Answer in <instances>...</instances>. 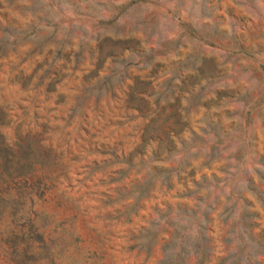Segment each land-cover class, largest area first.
Wrapping results in <instances>:
<instances>
[{
  "label": "rangeland",
  "instance_id": "rangeland-1",
  "mask_svg": "<svg viewBox=\"0 0 264 264\" xmlns=\"http://www.w3.org/2000/svg\"><path fill=\"white\" fill-rule=\"evenodd\" d=\"M62 4L65 8L72 7L70 0H62ZM119 13L122 25L139 28L146 22L150 27L155 26L154 34L161 28L170 30L172 25L168 18L171 17L178 21L181 35L169 43L180 48L185 37L200 41L211 35L213 39L208 48L214 51L204 52L198 57L196 63L202 64V69L187 75L186 69H178L175 61L169 64L165 57L157 60L152 56V63L146 68L140 67L144 58L139 56V62L114 61L104 81H111L113 85L123 82L127 86L119 90L113 87L106 102L96 98L87 101L90 111L98 117L97 124L81 125L77 133L79 138L69 139L59 153H56L57 145H52L54 155L68 154L55 172L49 171L51 163L48 161H41L44 166L36 167L40 177L45 173L50 177L63 176L67 185L64 200L73 211L65 212L61 208L53 215L45 209L41 214L63 222L77 240L84 239L85 230L91 233L99 246V250L91 253L96 257L92 264H170V240L175 233L178 213L195 209L197 198L208 194L207 203L214 205V211L210 214L209 231L206 233L210 254L203 264H223L222 260L231 246L228 249L225 241L228 226L219 216L224 208L225 193L230 187L211 185L213 179L224 178L223 168L231 158L230 163L236 166L235 185L242 184L244 199L251 204L250 212L257 216L252 236L264 243L261 195L264 192V32L259 29L252 31L245 25V30L230 35L228 29L231 25L227 21L238 20L239 17L230 5L225 6L224 0H176L175 9L170 7V0H126L119 7ZM53 24V20L36 14L33 0H0V77H3L0 83L5 84L0 88V99L5 105L15 104L23 111L28 105L27 94L34 88L33 82L44 90L45 95L41 99L45 102L51 91L55 100L63 97L67 104L69 93L76 92L77 97L82 95L76 81L82 82L97 72L95 64L88 72L82 71L80 63L73 62L68 49L75 41L71 37H58L59 24L51 35L44 33L41 26L52 27ZM126 42L135 43L141 52L148 51L137 35H127ZM29 43L32 46L25 48ZM38 49L43 57L40 60L35 58ZM162 50L163 45L151 48L152 52ZM65 57L64 63H60ZM76 60L79 61V56ZM101 73L102 69H99L96 75ZM242 79L243 84L240 83ZM57 82L66 90L58 95ZM148 82H151L150 89L157 95L163 93L162 97L169 102L182 97L189 125L181 135L187 149L181 166H190L194 169L195 181L205 182L197 197L185 195L191 185L187 188L175 176L171 178V187L167 188L163 176L156 175L154 152L158 151V140L150 142L143 156L136 153L142 145L148 120L139 116L138 111L133 113L128 100L134 86H145ZM17 87L19 92L15 91ZM237 104H243L244 108L236 107ZM53 106L61 107L59 104ZM114 110L116 115H112ZM170 113L171 109H168L165 115ZM85 115L89 121L93 119L89 113ZM71 118L70 113L63 117L64 120ZM170 125L172 120L162 127L166 129ZM68 128L71 137L72 125L69 124ZM191 146L197 149L190 151ZM22 148L12 151L18 155ZM182 148L179 145L178 149ZM35 154L39 157V153ZM236 157H240V161ZM208 159L211 161L205 165ZM178 163V159L172 157L163 165L173 169ZM247 178L252 179L255 190L244 182ZM120 181H124L126 186H121ZM18 182L4 186V197L19 200V203L0 205L6 206L5 219L9 222L16 219L12 213L19 216L29 204L35 209L41 199L36 195L38 179L35 174L33 181L29 180L27 184L25 180ZM39 184L43 191L50 187L51 180L45 179ZM49 198L50 193H45L43 199ZM132 198V203H126ZM160 221H163V227ZM27 222L24 221L25 224ZM193 231L194 226H191L189 234ZM41 239L42 236L37 235L34 250L28 255L39 254ZM133 240L142 243L133 244ZM192 251L181 264H197Z\"/></svg>",
  "mask_w": 264,
  "mask_h": 264
},
{
  "label": "clouds",
  "instance_id": "clouds-1",
  "mask_svg": "<svg viewBox=\"0 0 264 264\" xmlns=\"http://www.w3.org/2000/svg\"><path fill=\"white\" fill-rule=\"evenodd\" d=\"M125 2L126 0H70L72 7L65 8L62 0H33L36 14L54 21L52 27L41 26L44 33L51 35L56 31V24H59L58 37H71L75 41L72 48L68 49L73 62L80 63L83 66L82 71L88 72H91L95 64L97 68L102 69V73L100 76L92 73L82 82L76 81L82 95L77 97L76 92L69 93L67 104L63 97L55 100L51 91L48 92V101L45 102L41 99L45 95L44 90L35 82H33L34 88L27 94L28 105L23 111L15 104L5 105L0 99V149L18 151L23 146L31 153L34 150L39 153L37 159L50 162L49 171L55 172L62 161L68 158V154L65 152L64 156L54 155L52 145H57L56 153H59L64 150L69 139L79 138L77 133L81 125L96 126L97 124L98 117L90 111L87 101L96 98L98 101L106 102L113 87L119 90L127 86L123 82L113 85L111 81H104V76L108 74L114 61L124 63L137 60L139 62L137 59L139 56L144 58V63L140 67L146 68L152 63L151 57L155 56L157 60L165 57L169 64L173 61L177 62L178 69H186L185 75L202 69V64L196 61L204 52L214 51L208 48V43L213 36H205L200 41H191L185 37L182 46L176 48L175 44L169 41L178 40L181 35L178 21L169 17L172 28L170 30L161 28V31L155 34V26L150 27L146 22L139 28H135L134 25H122L119 7ZM224 3L226 7L230 5L235 9L239 17L238 20L227 21L231 25L228 29L230 35L233 32L239 33L245 30V25L252 31L259 29L264 32V0H224ZM175 5L176 0H170V7L175 9ZM134 28L135 31H133ZM72 30H74V36ZM127 35L139 36L148 51L141 52L135 43L126 42ZM161 45H163L162 51H151L152 47L159 48ZM31 46L32 44L29 43L24 47ZM219 47L218 45L217 50ZM77 56L79 61L76 60ZM35 58L37 60L43 58L39 55V49ZM66 59L67 57L60 63H64ZM72 79L75 80V77ZM128 83L131 81L129 80ZM176 83L179 84L180 80L177 79ZM240 83L243 84L244 79L240 80ZM4 87L5 84L0 83V88ZM57 87V95L59 92L66 91L59 82ZM246 88L247 85H245ZM15 91L19 92V87ZM21 95L25 94L21 93ZM54 104H59L61 107L55 108ZM129 107L133 113L138 110L135 103ZM236 107L243 109L244 105L237 104ZM86 112L93 117L91 121L85 115ZM68 113L73 118L64 120L63 117ZM116 114L114 110L112 115ZM69 124L72 125L71 137L68 135ZM76 146L79 147V145ZM44 179H50L51 185L41 191V185L37 183L36 195L41 199L37 201L35 209L29 204L19 216L15 212L12 213L16 219L9 222L5 219L6 206L0 207V264H92L96 257L91 253L99 250V246L91 233L85 230L84 239L77 240L74 234L65 228L63 222L41 214L45 209L53 215L61 208L65 212L73 211L64 200L67 185L63 176L57 174L50 177L45 173ZM120 184L126 186L124 181H120ZM45 193H50V198L47 200L43 199ZM133 199H129L126 203H132ZM238 215L237 213L234 220L238 219ZM25 220H28L27 224L24 223ZM157 220H159L158 217ZM160 224L164 226L163 221H160ZM37 235L42 236L39 241V254L30 256L28 254L34 250L33 243ZM189 235L195 237V231ZM110 239L109 237L108 240ZM131 243L139 245L142 241L133 240ZM229 251L242 255L243 264H264V243H255L247 235L241 238L238 230L231 237Z\"/></svg>",
  "mask_w": 264,
  "mask_h": 264
},
{
  "label": "trees",
  "instance_id": "trees-1",
  "mask_svg": "<svg viewBox=\"0 0 264 264\" xmlns=\"http://www.w3.org/2000/svg\"><path fill=\"white\" fill-rule=\"evenodd\" d=\"M99 69L100 68H97L96 73H98ZM150 85L151 82L146 83L145 86H134L130 91V98L128 100V106L135 103L139 116L148 120L142 135V145L136 153L143 156L150 142L152 140H158V151L154 152L156 157L155 161L157 162L155 168L156 175L163 176V183L167 184V188L171 187V178L175 176L178 182L183 181L187 188L188 185H191V189L188 188L185 195H194V197H197L203 186H205V182H196L194 179V169H191L190 166L187 168L183 165L181 166V163L185 160V153L187 150L181 135L187 130L189 125L187 114L182 107V97H176L174 101L169 102L162 97L163 93L157 95L153 89H150ZM155 96H157V98H155ZM168 109H171V113L165 115ZM171 120L172 125L163 129L162 126ZM179 145L183 148L178 149ZM196 149L197 147L195 146L189 148L190 151ZM215 150L216 148L212 151L214 152ZM172 157L173 159H178V166L173 169L164 168L166 161ZM37 158L34 150L31 153L29 150L22 148L17 155L12 150L0 149V205H8L9 203L15 202L19 203L17 199L4 197L6 192V188L4 189L5 185L9 186L11 183H19L18 181L20 180H25L27 184V181H33L34 174L38 179L37 183L44 182V176L40 177L37 175L36 167H42L45 163H42ZM240 159V157H236V160L240 161ZM210 161L211 159H208L205 165H209ZM230 162L231 158L223 168L224 178L213 179V185H211L214 187L222 185L223 188L226 186L230 187L228 193H225L224 208L219 216L223 223L228 226L225 238L228 249L231 246V237L237 233V230L241 238L247 235L251 241L262 243L260 240H254L252 236V230L257 226L254 222L257 216L250 212L251 204L247 203L244 199L241 189L242 184L237 183V185H235L236 166L232 165ZM244 182L247 183L252 190H255L254 186L252 187V179L247 178ZM261 195L264 204V192H262ZM208 197V194L198 197V205L195 209L190 211L185 209L178 213L174 227L175 233L170 240V245L172 247L169 253L170 255L168 256L170 264H181L188 256L190 250H193L191 254L195 257L197 264H203L204 261L207 260L210 254V245L206 233L209 231L210 214L214 211V205H209V203H207L206 199H208ZM237 213L239 214L238 219L234 220ZM191 226H194L196 231L195 237L189 235ZM222 261L223 264H227V262H230L229 264H243V256L234 254L228 250L227 255Z\"/></svg>",
  "mask_w": 264,
  "mask_h": 264
}]
</instances>
